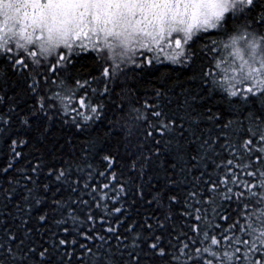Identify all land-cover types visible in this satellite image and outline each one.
<instances>
[{
    "label": "snow or ice",
    "instance_id": "obj_1",
    "mask_svg": "<svg viewBox=\"0 0 264 264\" xmlns=\"http://www.w3.org/2000/svg\"><path fill=\"white\" fill-rule=\"evenodd\" d=\"M0 264H264V0H0Z\"/></svg>",
    "mask_w": 264,
    "mask_h": 264
},
{
    "label": "trees",
    "instance_id": "obj_2",
    "mask_svg": "<svg viewBox=\"0 0 264 264\" xmlns=\"http://www.w3.org/2000/svg\"><path fill=\"white\" fill-rule=\"evenodd\" d=\"M161 59L163 62L157 64L156 71L153 73V77L159 76L161 73H168L172 75L173 78H175L177 75L183 76L187 74L186 72L181 71L179 65L171 64L170 62L163 60V57Z\"/></svg>",
    "mask_w": 264,
    "mask_h": 264
}]
</instances>
